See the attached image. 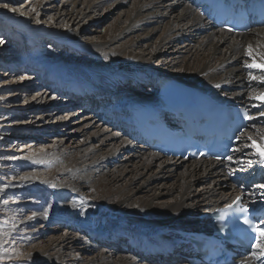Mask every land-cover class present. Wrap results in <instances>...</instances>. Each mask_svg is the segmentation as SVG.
Wrapping results in <instances>:
<instances>
[{"label": "bare ground", "instance_id": "bare-ground-1", "mask_svg": "<svg viewBox=\"0 0 264 264\" xmlns=\"http://www.w3.org/2000/svg\"><path fill=\"white\" fill-rule=\"evenodd\" d=\"M31 2L36 7L43 4L42 0ZM67 3L73 10L82 6L85 14L76 13L77 20L99 10H106V13L117 11L119 17L116 24L106 28L107 31L104 30L102 35L106 51L97 53L103 59L102 65L50 68L51 80L55 81L52 88L58 94L67 99H76L80 106V102H85L87 97L86 104L95 100L97 104L92 102L93 106L100 105L103 108L101 118L106 115L113 123V119L119 120V115H113V111H128L125 105L157 103V89L152 83L155 84L163 76H172L180 83L199 87L223 102L233 101L258 108L254 116L257 119L264 117L260 116L257 107L262 104L257 97L264 95V82L259 79L264 76V60L261 59V54H264V27L252 28L247 33L230 37V34L214 28L200 16L190 0H67ZM125 7L128 9L118 11V8ZM18 23L31 27L24 18ZM34 31L41 32L38 26ZM80 33V30H67L54 36H63L67 39L65 42L75 43ZM169 50L166 59H160ZM250 50L251 56L248 54ZM249 64H255L256 67L249 68ZM253 76L257 79H253ZM127 82L129 87L124 86ZM148 84L153 86L148 88ZM58 85L64 90H60ZM145 87L146 91H142ZM41 99H44L43 96ZM56 102L46 104L50 106ZM95 119L87 117L75 129L83 131L85 136L77 151L66 153L67 148L63 147L64 150L55 148L52 153L47 152L49 156L45 155L44 158L38 154V159H35L41 162L47 160L45 166H52L54 171H36L21 176L9 187L0 188L1 194L7 188L37 184L39 201L33 204L35 213L27 221L29 224L40 223L41 226L36 227L39 229L37 231L48 226L45 225L48 223L44 215L47 213L44 200L48 182L55 181L58 176L76 178L83 175L87 178V182L63 181L59 184V195L74 191L82 193L84 188L95 190L97 198L92 202L96 207L89 211L92 237L100 238L103 243L122 242V245L126 244L127 248L132 247L133 250L155 246L169 235H177L179 229L185 231L204 227L208 222L207 214L230 204L237 197L244 196L253 204L263 202L264 187L261 185H264V180L261 184H253L258 171L261 170L264 177V163L260 162L261 158L256 154L259 146L264 144L260 138V134L264 133L263 121L243 134L241 146L237 147L241 150L236 152L237 157L233 159L232 166L226 162L206 160H160L159 154L152 153L140 144V151L130 157L136 160L133 166L128 156L121 162L122 165L112 164L122 151L131 149L126 132H122V136L109 135ZM250 130L253 133L247 134ZM249 136L256 141L257 148L248 147L252 143ZM92 142L97 144L92 145ZM104 145L110 151L104 149ZM250 149L254 152L249 153ZM31 154L35 155L33 152ZM81 161L85 164L82 165ZM109 165L112 168L107 167ZM167 179L172 181L171 189L163 188ZM207 181L210 182L208 187L196 190V185L206 184ZM48 207L52 210L55 205L49 204ZM24 223L27 224L23 222L17 229ZM32 234L35 235V232ZM68 237L64 235L60 239L49 240L46 243L48 246L39 243L34 247L37 251L27 256L34 260L50 262L51 259H57L61 262V249L73 251L78 245V240ZM105 245L106 249H111V246ZM81 248L79 246L77 250ZM112 254L100 251L96 257L86 260V264H142L139 258L143 259L139 256ZM69 256L72 257L71 261H75L73 257L77 255ZM247 264L256 263L249 257Z\"/></svg>", "mask_w": 264, "mask_h": 264}, {"label": "rangeland", "instance_id": "rangeland-1", "mask_svg": "<svg viewBox=\"0 0 264 264\" xmlns=\"http://www.w3.org/2000/svg\"><path fill=\"white\" fill-rule=\"evenodd\" d=\"M31 1L0 0V41H2L0 43V188L9 187L21 176L36 171H54L52 166H45L47 160L42 162L36 160L38 154H42L44 158L45 155L49 156L47 152L52 153L55 148H58L57 150L67 148L66 153L77 151L85 136L83 131H75V129L87 117L96 118L100 128L106 129L109 135L123 134L113 128V125L106 124L101 119V113L93 115L95 100L86 104L87 97L85 102H80L82 106L88 105L89 108H86V105L84 107L78 105L76 99H67L55 92L53 90L55 81L51 80L50 70L53 66L64 69L71 65L88 67L102 65L103 59L98 54L106 51L104 50L106 44L101 38L110 26L116 24L119 17L117 11L111 10L106 13V10H99L93 12L91 16L77 20L76 13L85 14L82 6H77L73 10L67 0H42L41 7H36ZM5 4L8 5L7 8L4 7ZM127 9L118 8V11ZM22 18L26 19L31 27L18 23ZM37 26L41 30L39 33L34 31ZM67 30L81 31L75 43L65 42L67 39L63 36H60L62 38L54 36V34L58 35V32ZM169 53L170 50L161 55L160 59L165 60V56ZM124 84L126 87L130 86L128 83ZM59 88L64 90V87ZM56 100L58 102L55 105L46 104ZM248 132L247 134H251L253 130ZM96 144L92 142V145ZM130 145V150L122 151L120 157L113 159V165L121 164L127 156L131 164L135 165V158L130 157L139 152L141 147L131 140ZM239 145L241 146V142ZM102 147L110 151L107 146ZM253 152L252 149L249 150V153ZM160 160L166 159L160 156ZM81 163L85 164L82 161ZM107 167L112 168L110 165ZM65 180L70 183L87 182V178L83 175L76 178L58 176L55 181L48 182V191L44 200V206H47L45 208L47 213L44 215L48 223L45 225L48 226H44L41 231H37L39 229L36 228L41 226L40 223H27L31 214L35 213L33 204L36 200L39 201V196L36 194L37 184L23 185V183L22 187L7 188L0 194V264H86V260L96 257L100 251H106L107 254L120 253L122 256L130 257L133 255L124 251L125 246L128 247L124 242L125 245H122V242L103 243L100 238L91 236L89 211L96 207L92 202L97 198L95 190L84 188L81 190L82 193L74 191L71 194L59 195V184ZM42 184L46 185V183ZM209 185V181L206 184H198L196 190ZM171 186H173L171 180L164 181L163 188L171 189ZM49 204L55 205V208L51 210ZM23 222L27 224L24 223L20 229H17ZM76 222L79 223L78 226L75 225ZM33 231L35 235H31ZM64 235L78 240L76 242L78 245L73 251L67 248L61 249V262L57 259H51L49 262L28 258L27 255L37 251L34 248L37 244L48 246L46 243L49 240L60 239ZM53 243L57 245L56 242ZM105 244L111 246V249H106ZM79 246L82 247L80 251L77 250ZM69 255H77L73 257L75 261H71L72 257ZM139 262L152 264L140 258Z\"/></svg>", "mask_w": 264, "mask_h": 264}, {"label": "snow or ice", "instance_id": "snow-or-ice-1", "mask_svg": "<svg viewBox=\"0 0 264 264\" xmlns=\"http://www.w3.org/2000/svg\"><path fill=\"white\" fill-rule=\"evenodd\" d=\"M4 7H8L7 4L4 5ZM33 11H35V9L33 8ZM229 31H231V29H229ZM0 43H2V41H0ZM249 56L252 55L251 53V50L249 51ZM261 59L264 60V54H261ZM247 67L249 68H253V67H256L255 64H249L247 65ZM253 79H257V77L253 76L252 77ZM259 79L264 82V76H261L259 77ZM216 87H220V85H216ZM257 99H260L262 101V104L260 106H257L259 107L260 109V116H264V95H262L261 97H257ZM245 118L246 119H249V120H254L255 118L254 117H251V116H248L247 112H245ZM254 126V125H253ZM260 138L262 141H264V133H261L260 134ZM237 139H239V137H237ZM248 139L250 141H252L251 145H248V147H253V148H257V144H256V141L253 140V138L251 136L248 137ZM236 151H240L241 149L237 148L235 149ZM257 155L260 156L261 160L260 162L261 163H264V144L260 145L258 150H257ZM229 159H231V157H229ZM249 164H251V161H249ZM261 187H264V185H261ZM240 198L237 197V203L239 202ZM233 207V205L229 204L228 205V208L231 209ZM236 211H239V212H247V209L242 207V206H238ZM244 224H247L250 228H252L253 230H258L260 231V234H261V239L264 240V229H257L256 226L252 223V221L250 219H248L247 217H245L244 219ZM261 247V252H260V255H264V244H261L259 245ZM255 255V253H254Z\"/></svg>", "mask_w": 264, "mask_h": 264}, {"label": "water", "instance_id": "water-1", "mask_svg": "<svg viewBox=\"0 0 264 264\" xmlns=\"http://www.w3.org/2000/svg\"><path fill=\"white\" fill-rule=\"evenodd\" d=\"M183 84H186L187 86H189L190 84H188V83H183ZM191 86V85H190ZM192 87V86H191ZM199 88V87H198ZM200 89V88H199Z\"/></svg>", "mask_w": 264, "mask_h": 264}, {"label": "trees", "instance_id": "trees-1", "mask_svg": "<svg viewBox=\"0 0 264 264\" xmlns=\"http://www.w3.org/2000/svg\"><path fill=\"white\" fill-rule=\"evenodd\" d=\"M230 35H232V34H230Z\"/></svg>", "mask_w": 264, "mask_h": 264}]
</instances>
